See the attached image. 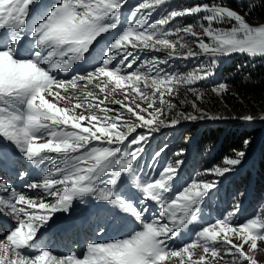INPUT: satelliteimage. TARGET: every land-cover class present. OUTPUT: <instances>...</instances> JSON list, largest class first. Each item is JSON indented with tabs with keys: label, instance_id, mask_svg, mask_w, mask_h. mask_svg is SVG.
<instances>
[{
	"label": "snow or ice",
	"instance_id": "1",
	"mask_svg": "<svg viewBox=\"0 0 264 264\" xmlns=\"http://www.w3.org/2000/svg\"><path fill=\"white\" fill-rule=\"evenodd\" d=\"M169 2L141 0L125 13L128 0H0V173L28 177L23 187L34 193L27 195L0 179V216L9 221L0 239V264H258L251 253L264 241V205L253 217L237 222V204L213 222L194 225L189 241L173 247L182 230L201 218V205L217 182L193 177L174 189L181 161L157 172L155 161L163 149L153 155L147 170L140 167V159L154 132L182 120H264V114L210 113L199 107L205 93L197 87L215 75L223 57L264 58V24H250L224 0L173 9L149 23L153 12ZM254 6L250 3L248 11ZM186 16L198 18L194 24L170 27ZM144 51L166 55L141 60L129 72L140 60L134 53ZM201 57L186 73L159 67L172 59ZM77 66H83L82 72ZM81 83L98 89L104 98L78 91ZM181 88L195 97L181 101L192 111H179L165 99ZM117 89L124 90L125 99H113L119 106L113 109L105 101ZM129 89L136 94L133 100L147 107L128 101ZM228 89L221 81L208 90L219 96ZM62 92L75 96L76 103L61 106L59 101L70 98ZM113 111L117 114L111 115ZM244 156L240 151L234 158L225 157L223 166L206 174L223 176ZM22 160L29 171L22 170ZM34 169L40 170V178H32ZM89 195L130 214L138 230L124 238L87 243L82 256L55 254L40 242L42 229L55 213L70 210L75 199ZM150 204L158 211L151 212Z\"/></svg>",
	"mask_w": 264,
	"mask_h": 264
},
{
	"label": "trees",
	"instance_id": "2",
	"mask_svg": "<svg viewBox=\"0 0 264 264\" xmlns=\"http://www.w3.org/2000/svg\"><path fill=\"white\" fill-rule=\"evenodd\" d=\"M250 3L255 6L249 12L247 6ZM244 10L252 21L264 22V0H247ZM242 59L244 58H235L224 66L230 75L226 81L229 89L219 96L220 101L211 98L206 100L205 108L208 111L237 117L247 114L259 117L264 114V60L247 62ZM181 99L176 98L174 104ZM176 126L165 130L161 137L156 139L158 147L156 152L163 149L162 155H169L166 164L176 166V159L183 161L178 169L184 174L183 185L193 177L206 181V170H211L213 165H223L225 157L234 158L237 152L243 151L245 153L243 158L247 157L252 161V171L238 175L237 171L244 165L235 166L233 174L226 179V184L222 183L214 195H210L208 201L212 205V200H224L226 198L224 187L235 189L236 196L246 191L243 199L250 195L248 202L254 205L257 199L264 200V123L251 127L242 122L205 125L191 122L184 127ZM188 139L193 143L191 149H186L191 144H188ZM246 140L249 142L247 145L244 143ZM178 153L182 154L177 155ZM249 190L251 192L247 194ZM229 198L232 202L236 200L232 195H229ZM222 204L225 205V202L222 201ZM248 209L251 211V208Z\"/></svg>",
	"mask_w": 264,
	"mask_h": 264
},
{
	"label": "rangeland",
	"instance_id": "3",
	"mask_svg": "<svg viewBox=\"0 0 264 264\" xmlns=\"http://www.w3.org/2000/svg\"><path fill=\"white\" fill-rule=\"evenodd\" d=\"M141 2V1H140ZM205 2H211V0H170L169 3H166L164 5H161L159 8H157L151 17H155L157 16L156 19H159L160 17L166 15L168 12L165 11L162 13L163 9H168V10H173V9H182L184 7H190V6H193L194 4H197V3H205ZM247 0H224V3H226L229 7H232L234 10H236L237 12H240L241 14H244L247 21L250 23V24H253V25H258V24H264V22L262 21H259V22H254L250 19L249 15L247 14V12L244 10V7L241 8L238 6L239 3H243L244 6L246 4ZM131 4H129L127 7L130 8ZM169 11V12H170ZM158 12V13H157ZM198 17H194V16H186V17H183V18H177L171 25L170 27H176L177 25L183 27V26H186L187 24L189 23H195L196 22V19ZM155 19V20H156ZM152 21H150L149 19V23H151ZM222 27H225V28H228V27H231L230 24H224V25H221ZM198 30V29H197ZM186 39H189L191 40L190 37H186ZM146 52L148 55H145L146 56V59H151L152 57H159L160 59H163L166 55L165 52H149V51H144ZM244 58L242 60H245L247 62L249 61H257V60H264V58H261V57H256V58H252V57H249V56H246V55H240V54H233L231 56H227V57H223L221 58V60L219 61L218 63V66L217 68L215 69V75L214 76H211L209 77L206 81H200L198 84H197V87H199L202 91H204V97H203V102H198V105L199 107L203 108V109H206L205 108V102L206 100H209V98L217 101L219 99V96L216 95V94H213L210 90L211 86L215 85V84H218L219 82L223 81V82H226L227 79L230 77V75L227 74V72L225 71L224 69V66L226 64H229L231 62V60L235 59V58ZM230 58V59H229ZM201 61H203V57H201V60L200 61H197V60H194V59H172V60H169L168 63L166 64H160L159 67L165 71V72H179V73H186L188 71H190L191 69H193L194 67H196ZM127 83V82H126ZM112 87L113 85L112 84H109L108 85V91L111 92L112 91ZM78 91H91L93 92L99 99H103V95L99 92L98 89L92 87L91 85H89L87 88H84L83 87V84L81 83V85L79 86V89ZM129 91V96H128V101H131L133 102L134 104L135 103H140L141 106H143L144 104H146L144 107H147V103L146 102H142L140 99L136 98L133 100V97H135V93H133L131 91V89L128 90ZM149 93H151V90L149 89L148 90ZM62 95H69L70 98L66 101H59L58 103L61 105V106H71L72 104L76 103V97L75 96H71L70 94H65L62 92ZM167 96V97H166ZM165 96V99L168 100L170 103H173L175 102V99H180L182 98L176 105H177V109L179 111H192L191 107L187 104H182L181 101L182 100H185L187 99L188 101H191L193 99H195V97L190 93L188 92V90L186 88H181L180 89V92L179 94H175L173 93L172 95H166ZM49 99H51V97H49ZM113 99L115 100H124L125 99V93H124V90L123 89H117L114 93H112L111 97L109 98V100L105 101V103L115 109V108H118V105H115L113 104ZM127 102V101H126ZM221 103V102H220ZM156 107H159V103H157L155 105ZM218 107V106H217ZM207 110V109H206ZM77 113L79 114L82 109H78L76 110ZM149 111H151V109H149ZM208 111V110H207ZM210 113H213V114H217L218 112L216 111H208ZM87 114V113H85ZM111 115H115L117 114L115 111H113L112 113H110ZM219 114V113H218ZM222 115H225V116H228L226 114H222ZM228 117H232V116H228ZM125 118L127 119H131L132 117L128 116L127 114H125ZM163 118V117H161ZM191 122H197L198 124H201V125H205V124H219V123H233V122H242V123H247L248 126H256V125H259V124H262L264 123V120H258V119H255L254 121H251V122H245V121H242L240 119H226V120H217V121H210V120H204V121H186V120H182L179 124H177L176 128H180V127H184L185 125H188L189 123ZM86 123V122H85ZM170 127H164L162 129H166V130H169ZM160 129V130H162ZM154 134V133H153ZM178 140V139H177ZM172 141V140H171ZM174 142V141H173ZM179 142H180V139H179ZM189 142L188 144H190L192 141H190V139H188ZM175 143V142H174ZM145 146V144H144ZM193 146V143H191L190 145H188V147L186 149H191V147ZM186 151V150H185ZM250 156V155H249ZM170 160H173V159H170ZM175 161H178L177 159ZM183 162V161H182ZM244 162V163H243ZM177 163V162H176ZM240 164H243L244 166L241 167V169H239L237 171L238 175L241 173V175H245L248 171H252V161L249 160V158L245 157L242 159L241 163ZM239 164V165H240ZM223 166V165H221ZM214 167V165L212 166V168ZM179 171V170H178ZM240 172V173H239ZM230 174H233V170L224 174L223 176H216V175H209L207 174L206 177H205V180L206 181H216V187L213 188L212 190L214 189H218L219 186L222 184V183H225L226 184V179L228 178V176ZM230 183V181L228 182ZM249 188V186H247V189ZM224 189H226V187H224ZM210 190V192L212 191ZM251 191H247V193H250ZM257 192L256 188H255V193ZM246 194V191L243 192V193H239L237 199H239V201H243V197L245 196ZM255 195V194H254ZM207 198V196L205 197V199ZM240 205L242 204L237 202L236 204L234 205ZM261 205H264V200L259 198L256 200V211L254 212V215L257 213V209L261 206ZM233 210V209H232ZM217 212H214V216L215 217H218V216H221V213L219 212V215H216ZM253 215V216H254ZM247 218H251V217H246V219L240 221V222H245L247 220ZM239 222V221H238ZM2 239V238H0ZM235 242H239L238 240H236ZM245 249L246 251L249 250V246L246 245L245 246ZM201 250L200 249H197V252L199 253ZM253 255V257L257 260L258 264H264V241H258V248L255 252H252L251 253ZM171 264H177V261L173 260L171 262ZM218 264H222V262H218Z\"/></svg>",
	"mask_w": 264,
	"mask_h": 264
},
{
	"label": "bare ground",
	"instance_id": "4",
	"mask_svg": "<svg viewBox=\"0 0 264 264\" xmlns=\"http://www.w3.org/2000/svg\"><path fill=\"white\" fill-rule=\"evenodd\" d=\"M242 58V57H241ZM230 59V58H229Z\"/></svg>",
	"mask_w": 264,
	"mask_h": 264
}]
</instances>
